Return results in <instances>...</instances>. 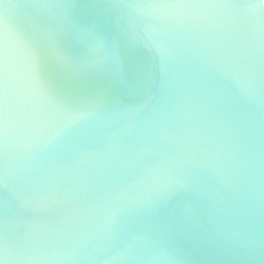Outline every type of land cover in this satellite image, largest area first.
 Returning a JSON list of instances; mask_svg holds the SVG:
<instances>
[{
  "label": "clouds",
  "instance_id": "clouds-1",
  "mask_svg": "<svg viewBox=\"0 0 264 264\" xmlns=\"http://www.w3.org/2000/svg\"><path fill=\"white\" fill-rule=\"evenodd\" d=\"M0 264H264V0H0Z\"/></svg>",
  "mask_w": 264,
  "mask_h": 264
}]
</instances>
